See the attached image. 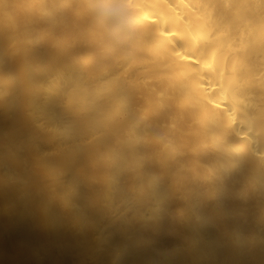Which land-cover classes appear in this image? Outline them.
<instances>
[{
    "label": "bare ground",
    "instance_id": "obj_1",
    "mask_svg": "<svg viewBox=\"0 0 264 264\" xmlns=\"http://www.w3.org/2000/svg\"><path fill=\"white\" fill-rule=\"evenodd\" d=\"M0 264H264V0H0Z\"/></svg>",
    "mask_w": 264,
    "mask_h": 264
}]
</instances>
